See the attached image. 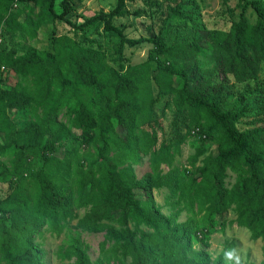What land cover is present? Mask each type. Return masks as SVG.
Returning <instances> with one entry per match:
<instances>
[{"label":"trees","instance_id":"1","mask_svg":"<svg viewBox=\"0 0 264 264\" xmlns=\"http://www.w3.org/2000/svg\"><path fill=\"white\" fill-rule=\"evenodd\" d=\"M16 1L29 0H0V9L3 2ZM32 1L35 6L40 4V0ZM43 1L47 10L37 24L28 18L21 21L8 6L1 10L7 15L4 21L0 18L3 39L5 32L35 39L40 25L50 22H65L76 32L104 22L105 32H117L120 37L116 45L119 60L126 45L147 41L129 39L112 24L130 14L124 0L109 13L83 18L79 25L69 19L72 5L68 1L59 2L61 11L57 0ZM237 10L228 32L210 31L204 41L207 48L201 41L166 47L159 35L148 40L154 44L148 60L125 71L110 67L101 47L82 45L68 35L55 38L51 51L31 47L19 55L14 48L6 49L5 43L0 46V135L8 142V146L0 143V181L16 179L15 190L0 200V264H43L34 238L46 224L61 234L81 209L88 211L77 227L106 231L114 241L111 252L121 264H211L207 249L193 251L191 238L196 235L209 248L210 237L217 231L214 225L231 209L237 216L235 222L246 228L253 240H264V126L239 127L250 114L262 121L264 89L255 113L245 105L250 97L243 95L234 108L223 109L232 79L234 84L256 81L264 69V0H240ZM178 14V9L171 8L169 17ZM232 14L235 16V11ZM205 49L213 64L209 68L201 59ZM5 73L18 77L13 89L3 88L8 79ZM154 86L159 96L173 95L177 109L195 123L187 125L186 135L180 134L174 141V149L179 150L188 136L201 143L195 160L209 153L201 170L207 182L203 226L194 219L177 222V214L166 216L154 200L155 189L176 190L177 171L165 177L158 173L161 160L171 165V158L165 155L156 160L153 172L141 179L134 173L132 163L139 154L156 156L152 149L158 142L160 123ZM84 88L91 92L88 99ZM64 107L75 114L76 126L82 131L79 145L69 154L89 146L96 151L80 157L75 169L70 167V158L64 161L56 155L59 145L74 137L70 128L57 121ZM30 109L34 118L18 130L8 112ZM117 127L125 136L118 134ZM210 139L217 144L215 157L206 145ZM12 147L16 152L8 167L1 159ZM162 149L170 151L171 147ZM228 170L238 175L232 189L226 186ZM186 172L191 174L188 169ZM73 186L79 198L71 201ZM137 191L144 192V201L136 197ZM232 246L229 244L213 264H255L235 262ZM60 256L76 258L75 264H89L87 250L79 242ZM260 264H264V253Z\"/></svg>","mask_w":264,"mask_h":264},{"label":"rangeland","instance_id":"2","mask_svg":"<svg viewBox=\"0 0 264 264\" xmlns=\"http://www.w3.org/2000/svg\"><path fill=\"white\" fill-rule=\"evenodd\" d=\"M57 0V8L59 7ZM71 5L69 19L73 24H81L83 18L92 16L99 12L109 13L114 10L119 0H66ZM125 9L129 11V15L116 18L112 24L118 27L122 33L129 39H147L136 46L124 47L123 59L119 60L118 51L116 48L120 37L117 32H105L104 22H99L93 26L84 29V31H75L72 26L65 22H50L41 24L35 39H21L18 34L4 33L3 43L6 49H15L19 55L24 54L29 48L35 47L38 51H51L53 49V40L57 37L70 36L77 43L82 45L92 46L95 48L101 47L107 53V64L117 70L125 71L128 66H137L148 60L149 52L154 48V44L149 42L159 35L164 37L166 47H180L183 43H191L201 41L200 45L207 48L206 40L209 38V33L212 30L229 31L236 20L239 11L237 5L240 0H124ZM42 5V6H41ZM8 6L9 11L16 13L21 21L32 20L34 24L38 23L40 17L46 12L47 5L43 0L35 6L32 0L16 1L6 4L3 2V8L0 9V18L5 20L7 15H2L1 10ZM176 8L179 11L178 15L169 17L170 9ZM235 11V16L232 14ZM138 15V16H137ZM1 21V22H2ZM0 22V26L2 23ZM210 52L205 49L201 55V59L205 62L206 68L212 67L213 64L209 58ZM195 59V58H193ZM152 68H155V63H151ZM8 77L3 85L5 89H13L18 77L5 73ZM157 104L155 106L156 119L160 126H157L156 132L158 142L152 149L153 154H139V158L132 163L134 173L138 179H141L145 174L153 172L155 162L161 159L162 156L171 158V165L162 162L159 163L158 173L165 177L173 171H177V186L175 192H172L168 187L155 189L153 197L156 204L161 208L166 216L177 214V222L183 223L189 219H194L201 226L203 212V203L207 195V182L204 176H201V170L204 167V159L209 156V153L199 158L194 159L197 149L200 146L199 140H194L192 137H186L185 142L179 150L173 147L174 141H177L179 135H186L189 127L194 126V121L189 117H185L186 113L180 112L175 106L173 95H158V89L153 87ZM261 89H264V69L258 80L250 81L243 84H234L232 79L231 84L227 88V100L223 109L228 111L240 103L241 95L250 97L245 102V105L252 108L255 113L260 107ZM83 94L86 99L91 94L88 89H83ZM82 94V95H83ZM9 117L15 123L18 130L22 129L29 121L34 118L32 110L24 111H9ZM260 118L248 115L240 124L241 129L253 128L254 126H264V116L260 122ZM57 121L65 124L72 130L74 137L59 145L56 155L60 159L67 161L70 158V167H77L76 161L91 153L95 155V148L89 146L86 149H80V153L70 155L69 150L79 145L82 131L77 128L75 123V114L68 109L62 108L57 115ZM188 123V124H187ZM117 132L122 137L125 136V131L117 127ZM0 143L3 146H8L4 135H0ZM170 146V151H165L164 146ZM207 146L211 147L212 155L215 157L217 152V144L210 139L206 142ZM16 148L9 149L6 157L1 161L8 167L12 166V158ZM190 170L188 174L186 170ZM172 171V172H171ZM226 186L232 189L238 181V175L228 170ZM16 188V179L9 178L6 182L0 181V200L8 197ZM74 198H79L78 189L73 186ZM136 197L144 201L146 196L143 191H137ZM88 209L78 210V216L66 223L61 234L53 232L52 227L48 224L43 226L34 242L39 250V256L43 264H75L76 258L71 260L60 256L74 243L79 242L88 253L89 264H97L103 261L104 264H121L116 260L111 252L114 246V241L108 239L105 232H89L83 231L77 227L79 220L85 215ZM237 216L233 209L218 221L214 226L217 231L210 237V247L205 248L200 242L199 237L193 235L191 241L193 243V251L207 249L211 264H213L218 256L226 250L229 244L233 245L231 258L235 262H252L260 264L263 260L264 240H253L250 232L243 227H240L236 222ZM117 228H119L117 226ZM147 230L144 227H141Z\"/></svg>","mask_w":264,"mask_h":264},{"label":"built area","instance_id":"3","mask_svg":"<svg viewBox=\"0 0 264 264\" xmlns=\"http://www.w3.org/2000/svg\"><path fill=\"white\" fill-rule=\"evenodd\" d=\"M3 37H2V33H1V31H0V46L3 44Z\"/></svg>","mask_w":264,"mask_h":264}]
</instances>
